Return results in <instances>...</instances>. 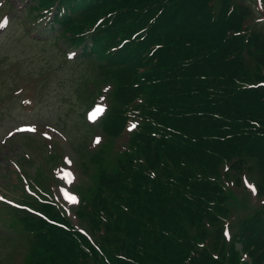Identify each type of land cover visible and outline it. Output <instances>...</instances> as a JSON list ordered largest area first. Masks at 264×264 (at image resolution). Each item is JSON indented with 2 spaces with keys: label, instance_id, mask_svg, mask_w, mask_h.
<instances>
[{
  "label": "trees",
  "instance_id": "1",
  "mask_svg": "<svg viewBox=\"0 0 264 264\" xmlns=\"http://www.w3.org/2000/svg\"><path fill=\"white\" fill-rule=\"evenodd\" d=\"M62 1L67 10L44 32L81 46L95 80L115 82L101 124L122 134L135 110L139 125L131 149L114 170L100 167L79 207L93 242L49 204L40 208L67 228L1 208L13 239L26 244L24 264H264V209L230 239L224 234L225 163L235 172L258 167L264 195V85L253 86L264 81V35L242 30L249 8L233 0Z\"/></svg>",
  "mask_w": 264,
  "mask_h": 264
},
{
  "label": "rangeland",
  "instance_id": "2",
  "mask_svg": "<svg viewBox=\"0 0 264 264\" xmlns=\"http://www.w3.org/2000/svg\"><path fill=\"white\" fill-rule=\"evenodd\" d=\"M0 4L1 21L8 14L12 17L6 32L0 24V194L18 198L21 193V188L15 186L19 182L18 165L27 176H35L38 171L44 175L54 174L55 168L61 177H64L66 166H71L77 182L82 178L85 186L94 185L92 177L97 168L86 146L91 144L92 151L98 150L103 140L99 128L85 123L84 112L91 102L88 93L95 89L90 64L63 61L64 54L55 40L34 41L20 14L23 0H0ZM263 15L264 11L255 7L249 23L264 33ZM25 123L39 130L31 135L16 134L19 126ZM10 132L13 136L4 141ZM110 137L114 138V134ZM125 140V137L118 138L114 149L103 155L114 157ZM84 161L89 162L90 167L87 168ZM56 162L60 166L52 168ZM243 199L241 196L233 200L236 206L232 214L239 211L237 207L245 202ZM252 209V206L247 207L248 211ZM2 213L0 264H21L24 246L21 242L15 243L12 237H5L14 230L1 219Z\"/></svg>",
  "mask_w": 264,
  "mask_h": 264
}]
</instances>
